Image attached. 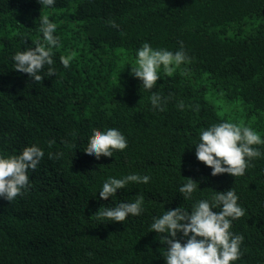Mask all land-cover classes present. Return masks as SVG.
Returning a JSON list of instances; mask_svg holds the SVG:
<instances>
[{
	"label": "trees",
	"instance_id": "trees-1",
	"mask_svg": "<svg viewBox=\"0 0 264 264\" xmlns=\"http://www.w3.org/2000/svg\"><path fill=\"white\" fill-rule=\"evenodd\" d=\"M40 14L56 23L60 48L56 74L35 82L13 69L12 55L34 47ZM144 42L170 51L182 42L189 57L150 90L168 97L161 111L130 74ZM68 53L65 68L59 56ZM221 121L264 137V0H55L50 9L0 0V153L32 144L44 152L28 172L31 187L11 202L0 198V264H165L152 217L230 188L244 209L230 226L243 237L231 264H264V145L238 177L213 176L195 156L198 133ZM109 127L127 147L87 156L92 131ZM133 172L150 180L99 198L108 176ZM187 178L197 188L185 201L178 188ZM137 194L139 216L123 223L94 215Z\"/></svg>",
	"mask_w": 264,
	"mask_h": 264
},
{
	"label": "clouds",
	"instance_id": "clouds-1",
	"mask_svg": "<svg viewBox=\"0 0 264 264\" xmlns=\"http://www.w3.org/2000/svg\"><path fill=\"white\" fill-rule=\"evenodd\" d=\"M41 8H52L55 0H37ZM37 27L39 39L32 46L12 55L13 69L28 74L36 81L42 76H52L54 49L60 48V38L56 35L57 25L47 14L39 16ZM110 27L116 28L114 23ZM74 53L61 54L59 62L67 68ZM189 57L183 43L176 51L152 47L144 42L135 50V59L130 74L140 81L143 89L149 92L148 101L156 111L163 110L168 97H162L158 91L150 92L160 77L171 76L182 63L187 64ZM46 70L42 73V70ZM177 107L182 108L179 102ZM195 156L211 169V175L230 174L242 176L252 159L262 155L257 145H264V137L251 127L238 122L221 121L212 123L198 133ZM127 147L124 134L116 128L93 130L84 150L89 157L99 159L113 156V151H122ZM59 155V154H57ZM44 152L36 144L23 147L18 154L0 153V198L11 202L30 187L28 172L35 170L42 160ZM49 158L52 154L49 153ZM149 175L129 173L120 177L108 176L101 184L99 198L114 200L118 189L130 183L147 184ZM197 188V182L187 178L178 192L183 200H191ZM213 209H217L213 211ZM144 211V197L137 194L134 200L115 202L114 206H101L94 214L100 222H125L130 216H139ZM244 214L238 204V196L233 188L215 191L210 199L201 198L187 209L183 205L163 210L152 217L150 231H155L164 245L165 264H231L240 255L243 237L230 231L232 221ZM178 234L179 238H178Z\"/></svg>",
	"mask_w": 264,
	"mask_h": 264
}]
</instances>
